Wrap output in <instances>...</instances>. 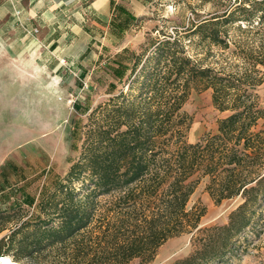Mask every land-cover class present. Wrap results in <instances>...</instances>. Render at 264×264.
I'll return each instance as SVG.
<instances>
[{"label": "trees", "instance_id": "obj_1", "mask_svg": "<svg viewBox=\"0 0 264 264\" xmlns=\"http://www.w3.org/2000/svg\"><path fill=\"white\" fill-rule=\"evenodd\" d=\"M236 5V6H235ZM233 31V32H232ZM203 57L179 38L153 42L125 87L89 115L78 159L37 204L36 218L0 212V258L19 264H148L168 240L198 229L188 209L202 178L216 204L242 198L223 226L197 230L192 253L173 264H214L236 253L264 217V0H242L198 22ZM233 61L213 65V49ZM212 90L215 134L191 143L183 110L191 89ZM13 224V225H12ZM11 226V227H10Z\"/></svg>", "mask_w": 264, "mask_h": 264}, {"label": "rangeland", "instance_id": "obj_2", "mask_svg": "<svg viewBox=\"0 0 264 264\" xmlns=\"http://www.w3.org/2000/svg\"><path fill=\"white\" fill-rule=\"evenodd\" d=\"M11 1L0 0V212L15 209V217L25 220L36 218L38 202L78 159L92 110L122 89L127 91L136 58L165 38H179L190 57H203L198 38L189 35L191 29L242 0H134L132 14L121 11L113 27L81 29L75 34L84 42L75 50L67 49L71 58L62 62L55 55L66 44L58 47L46 41L54 36L53 28L34 25L38 39L26 38L27 32L16 24L20 13ZM59 30L66 35L65 25ZM233 49L226 53L213 49L215 56L207 63L235 61L230 55ZM256 93L264 107V83ZM183 110L192 119L187 133L191 143L215 134L218 121L228 115L214 107L211 89L196 87ZM257 129H264V119ZM208 183V178H202L188 203V209H206L198 229L226 225L229 214L242 202L237 197L216 204ZM262 219L255 231L241 238L232 257L214 264H264ZM198 229L168 240L148 264H173L188 257ZM6 234L7 230L0 233V240Z\"/></svg>", "mask_w": 264, "mask_h": 264}, {"label": "crops", "instance_id": "obj_3", "mask_svg": "<svg viewBox=\"0 0 264 264\" xmlns=\"http://www.w3.org/2000/svg\"><path fill=\"white\" fill-rule=\"evenodd\" d=\"M11 2L16 13H20L19 24H16L27 32L26 38L38 39L34 34L36 29L33 28L34 25L53 28L54 36L46 41L49 40L48 44L55 43L59 45L58 47L66 44V47L59 48L60 51L55 55L61 62L71 58L67 49L75 50L84 42L81 36L75 35L81 29L89 32L88 28L94 31L97 28L113 27L119 18V13L133 12L134 5V0H12ZM103 22L107 24L102 25ZM62 25L67 29L66 35H62L63 32L59 30ZM70 43H73L72 49L67 48V44ZM77 57L79 58V54Z\"/></svg>", "mask_w": 264, "mask_h": 264}, {"label": "bare ground", "instance_id": "obj_4", "mask_svg": "<svg viewBox=\"0 0 264 264\" xmlns=\"http://www.w3.org/2000/svg\"><path fill=\"white\" fill-rule=\"evenodd\" d=\"M0 264H16V263H14L10 258H2L0 260Z\"/></svg>", "mask_w": 264, "mask_h": 264}, {"label": "built area", "instance_id": "obj_5", "mask_svg": "<svg viewBox=\"0 0 264 264\" xmlns=\"http://www.w3.org/2000/svg\"><path fill=\"white\" fill-rule=\"evenodd\" d=\"M0 259H2V258H0ZM17 264V263H16ZM19 264V263H18Z\"/></svg>", "mask_w": 264, "mask_h": 264}, {"label": "water", "instance_id": "obj_6", "mask_svg": "<svg viewBox=\"0 0 264 264\" xmlns=\"http://www.w3.org/2000/svg\"><path fill=\"white\" fill-rule=\"evenodd\" d=\"M1 260V259H0Z\"/></svg>", "mask_w": 264, "mask_h": 264}]
</instances>
